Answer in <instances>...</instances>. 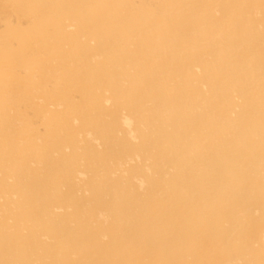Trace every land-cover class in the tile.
<instances>
[{
    "label": "bare ground",
    "instance_id": "obj_1",
    "mask_svg": "<svg viewBox=\"0 0 264 264\" xmlns=\"http://www.w3.org/2000/svg\"><path fill=\"white\" fill-rule=\"evenodd\" d=\"M0 264H264V0H0Z\"/></svg>",
    "mask_w": 264,
    "mask_h": 264
}]
</instances>
